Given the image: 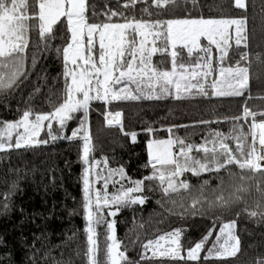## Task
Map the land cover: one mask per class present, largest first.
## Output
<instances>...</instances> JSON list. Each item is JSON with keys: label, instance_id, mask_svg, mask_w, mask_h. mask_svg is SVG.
I'll return each mask as SVG.
<instances>
[{"label": "snow or ice", "instance_id": "6c2138e0", "mask_svg": "<svg viewBox=\"0 0 264 264\" xmlns=\"http://www.w3.org/2000/svg\"><path fill=\"white\" fill-rule=\"evenodd\" d=\"M137 4L146 5L141 11L149 19L128 18L107 4L98 12L96 5L90 4L89 0H0V95L15 92L28 79V50L33 30L40 43L33 45L32 68L37 63V55L46 52L48 43L55 39L54 29L61 18H66L70 30L66 46L55 49L62 56L64 66L65 89L61 102L46 113H35L29 108L14 122L0 121V151L48 143V140L38 139L42 131H46L51 140L83 141V209L87 221L88 264H140L129 259L127 247L117 239V221L114 218L124 207L147 202L145 189L152 190L151 185H146L148 181H155L173 206L177 201L170 197L183 192L188 194V208L192 214L203 216L206 211H212L214 218L213 227L192 247L184 248V229L176 228L142 244L141 260L161 257L200 264L202 260L235 258L241 252L240 238L234 233L235 219L223 222L222 216H215V210H231L235 205L244 204L240 211L264 221V111H253L244 105L242 114L232 118L234 123H242H235L227 135L219 131L210 132V138L199 145L171 135L168 139L149 140L147 150L150 159L145 167L151 168V173L137 180L129 178L123 167L101 169L102 161L95 160L93 156L95 145L88 114L93 101L110 104L113 101L139 100L144 95L159 99L160 96L155 95L157 90L160 95H172L174 89L176 99L188 98L194 90L196 94L208 96L207 89L217 97L243 96L249 85L248 67H241L239 63L234 68L222 65L231 47L230 30L234 28L235 44L241 45L247 40V20L205 17L202 14L193 16L188 5L197 8L199 0H125L121 7L134 8ZM234 6L244 10L246 0H234ZM150 9H155L157 16L181 9L184 14L151 19L153 12ZM89 15L94 22L89 21ZM101 16L104 19H98ZM115 17L123 18L124 22H113ZM202 38L207 40V44L201 43ZM157 41H162V46H157ZM213 45L219 50V79L215 78ZM182 52L190 58L195 57L196 62L187 67L178 63ZM158 53L169 56L170 70L153 63V57ZM130 85H135V92ZM77 113H83L79 127L72 130L71 136H63ZM121 118V112L106 110L108 126H122ZM54 124L60 136L53 133ZM245 125L247 133L243 130ZM147 131L151 133L154 130L150 127ZM167 131L172 133L173 128ZM130 135L135 142L137 134ZM194 151L202 154L201 158L193 156ZM103 164L107 165V158L103 159ZM232 166H236L239 174L230 170ZM221 171L229 178L227 184L219 176ZM185 173L196 177L215 174L219 184L215 189H209L210 181L204 180L195 190L197 195L192 196V185L183 179ZM121 181H128V186ZM110 184L115 189L111 193L108 191ZM253 190L259 199L249 207L245 196ZM179 207L183 208V203ZM168 211L172 212L171 209ZM173 214L183 216L184 212ZM217 220L221 221V226L218 235L214 236ZM101 225L107 230L103 249L97 232ZM149 251L151 257L148 256ZM256 264H264V257H258Z\"/></svg>", "mask_w": 264, "mask_h": 264}, {"label": "trees", "instance_id": "16d2710c", "mask_svg": "<svg viewBox=\"0 0 264 264\" xmlns=\"http://www.w3.org/2000/svg\"><path fill=\"white\" fill-rule=\"evenodd\" d=\"M124 2L89 0L90 4L96 5L98 12L107 4L128 18L149 19L141 11L146 5L137 4L134 8L124 9L121 7ZM246 4L244 10L235 7L234 0H199L197 8L188 5V11L193 16L246 18V42L239 46L233 41L229 42L231 47L222 65L234 68L239 63L241 67H248L249 85L244 95L217 97L207 89L210 93L208 96L196 94L194 90L190 97L183 99H176L175 95H164L159 99L144 95L139 100L113 101L110 104L93 101L88 121L95 145L93 156L95 160L102 161L101 169L123 167L129 178L141 179L151 173V168L145 167L150 159L147 150L149 140L168 139L171 135L199 145L210 138V132L219 131L227 135L235 123H242H234L232 118L242 114L244 105L253 111H264V0H246ZM150 11L153 12L151 19H167L184 14L183 9L175 12L169 10L159 16L155 14V9ZM98 19L104 18L101 16ZM89 21L94 22L91 15ZM113 22L124 21L121 17H115ZM54 35L55 39L48 43V50L37 55V63L32 68L33 45L40 43L36 31H32L27 61L30 74L20 89L0 95V121H15L29 108L35 113H46L61 102L65 89L64 66L62 56L55 49L69 42L70 30L66 18L57 23ZM201 43L207 44L206 39H201ZM157 46H162V41H157ZM96 51L98 53V45ZM185 52L181 53L178 63L185 66L194 64L196 58L186 56ZM244 56L246 59H242ZM213 58L218 72L221 64L216 48L213 49ZM153 63L163 69L170 70L171 67L169 56L159 53L153 57ZM130 87L135 92L133 85ZM106 110L121 112L122 126H108ZM81 119L83 113H77L68 123V135L79 127ZM201 121L213 122L202 124ZM150 127L154 130L151 133L147 131ZM168 128H173V132L169 133ZM54 130H57L56 126ZM243 130L248 132L247 125ZM131 133L137 134L135 142L131 139ZM48 138L45 131L41 140ZM229 143L234 144L232 141ZM82 144L81 139H56L0 151V264H88ZM192 155L201 158L202 154L194 151ZM104 158H107V165L103 164ZM230 170L239 174L236 166ZM219 176L224 178L225 184L228 183L229 178L224 171ZM183 179L192 185V196L197 195L195 190L204 180L210 181L209 189H215L219 184L215 174L196 177L185 173ZM121 183L128 186V181ZM146 185L152 188L151 191L147 187L145 189L147 202L124 207L114 218L117 221V239L127 247L129 259L140 264H194L161 257L141 260V245L160 234L181 228L184 229L182 244L185 249L190 248L213 227V212L206 211L203 216L192 214L188 208V194L172 195L170 199L177 201V205L173 206L155 181H148ZM114 190L110 184L108 191L111 193ZM245 199L251 207L259 195L253 190ZM181 203L183 208L179 207ZM244 207V204H238L231 210H215V216H222L223 222L235 219L234 231L240 238V254L225 261L202 260L200 264H256L258 257H264V221L240 211ZM176 212H184V215L173 214ZM220 226L221 221L217 220L214 236L218 235ZM106 231L104 225L97 228L101 249L104 248ZM151 255L148 252V256ZM100 259H103V252Z\"/></svg>", "mask_w": 264, "mask_h": 264}, {"label": "rangeland", "instance_id": "374dc122", "mask_svg": "<svg viewBox=\"0 0 264 264\" xmlns=\"http://www.w3.org/2000/svg\"><path fill=\"white\" fill-rule=\"evenodd\" d=\"M62 19V18H61ZM231 31V33H232V39L230 40V42L231 41H233V42H235V32H234V28L232 29V30H230ZM137 39H139V37H137ZM151 39V37H149V40ZM202 39H205V38H202ZM207 41V40H206ZM215 48V46L213 45L212 46V49H214ZM216 52H217V55L219 56V50L218 49H216ZM187 67V66H186ZM220 68V67H219ZM218 68V69H219ZM225 68H228V67H225ZM218 72H219V70H218ZM218 72H216V75H215V78H217V79H219V75H218ZM211 79V78H210ZM118 88L120 87V86H117ZM133 87H134V91H135V85H133ZM155 95H159V96H164V95H160V93H159V91L157 90V92H156V94ZM172 95H175V91H174V89L172 90ZM115 112H119V111H115ZM115 112H113V113H115ZM105 120H106V114H105ZM16 121V120H15ZM11 122H14V121H11ZM56 126V128H57V125H53V133L54 134H56V135H58V136H60L61 134L56 130H54V127ZM45 131H42L41 133H40V136L38 137V139H40L41 140V135L44 133ZM81 135H82V133H81ZM63 136H65V137H67V136H71V134L70 135H68L67 133H66V129H65V131H64V133H63ZM58 139H67V138H58ZM48 140H51V138H50V136H49V138H48ZM158 140H162V139H158ZM15 141V135H14V137H13V142ZM51 141H53V140H51ZM25 147H29V146H25ZM95 171V170H94ZM97 187H99V185H96ZM235 227H236V223H235ZM235 230V229H234ZM234 233H235V231H234ZM149 254L151 255V251H149Z\"/></svg>", "mask_w": 264, "mask_h": 264}]
</instances>
